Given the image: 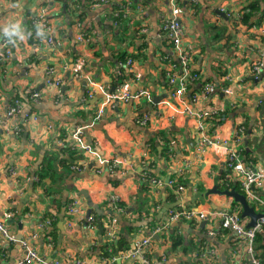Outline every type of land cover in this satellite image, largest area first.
Masks as SVG:
<instances>
[{"label": "crops", "instance_id": "0c3cea01", "mask_svg": "<svg viewBox=\"0 0 264 264\" xmlns=\"http://www.w3.org/2000/svg\"><path fill=\"white\" fill-rule=\"evenodd\" d=\"M69 1L0 0V38L7 37L11 51L8 60L0 61V120H5L11 100L23 106L18 116L0 123V218L9 234L22 239L34 236L31 244L45 264L54 260L73 264L79 259L90 264L108 259H113L109 264L245 260V244L221 229L219 216L163 228L168 214L163 210L166 204H176L170 210L217 214L240 207L232 198L212 192L234 188L243 194L238 183L230 181L227 187L223 181L228 149L211 146L197 157L201 136L195 114H206L202 120L206 132L212 131L226 147H233L234 128L247 126L242 149L250 150L251 158L246 162L260 163L264 157V67L258 81L250 79V71L253 63L264 65V0H106L99 4L78 0L83 16L73 8L69 13L65 6ZM251 4L259 12L243 21ZM115 5L123 10L116 24L111 18ZM39 12L45 13L51 29L50 47L43 44L45 34L31 25ZM164 19L180 22L182 47L197 76L182 99L173 96L175 88L162 73L163 58H175L160 28ZM82 29L87 31L88 43L76 40ZM133 53L142 57L132 59L131 71L121 69L122 78L116 75L118 56ZM80 59V73L74 76L72 70ZM49 66L61 75L59 89L46 84ZM124 79L131 94L145 91L151 100L142 96L107 106L95 120L97 108ZM207 83L215 90L204 97L201 89ZM223 87L231 90L230 96L222 93ZM33 92L42 97L37 105L30 100ZM219 110L223 114L215 115ZM145 113L150 115L149 122L135 124ZM212 117L215 121H206ZM77 127H85L91 153L77 151L72 160L63 149L73 144L70 137ZM109 162L124 174H107ZM73 166L82 171L72 170ZM144 174L161 179L164 185H146ZM166 180L182 185L183 191L175 194ZM112 198L120 203L115 217L118 232L126 225L135 229L125 232L128 250L103 258L99 227L102 224L105 229L109 220L103 218L100 223L96 218L98 231L96 226L85 228L82 220L88 212L109 215L115 209ZM260 198L264 202V188ZM74 200L78 210L71 216L66 206ZM253 207L263 212L259 205ZM241 219L247 226L250 219ZM156 228L163 229L156 232ZM146 238L148 245L131 257L135 243ZM113 239L116 242L118 235ZM258 239L255 246L264 260V232ZM24 256L17 242H7L0 235V264H17Z\"/></svg>", "mask_w": 264, "mask_h": 264}, {"label": "built area", "instance_id": "2783aa9c", "mask_svg": "<svg viewBox=\"0 0 264 264\" xmlns=\"http://www.w3.org/2000/svg\"><path fill=\"white\" fill-rule=\"evenodd\" d=\"M231 2H235L236 0H230ZM106 0H96L95 4L105 3ZM194 2V0H192ZM125 8H127L125 6ZM123 10L120 12L114 13V17L122 16ZM237 16V15H236ZM116 24V23H114ZM31 25L35 26L38 30L42 31L45 34L43 39V44L50 47L53 44V39L51 36V29L48 24V20L45 16L44 12H39L36 17L32 18ZM79 28V25H77ZM162 32L168 37L169 43L172 48V52L175 55V58L178 60V65H169L165 69V78L168 84L171 87H174L173 96L182 99L185 96L188 84L197 79V76L192 74L190 69V56L188 52L184 50L182 47V30L180 22L177 20H167L164 19L161 23ZM80 43H88L87 35L83 32V29L78 34L77 39ZM10 44L7 37L0 38V48L2 51L0 52V61H6L9 59L11 55V51L8 47ZM167 57V56H165ZM164 57V58H165ZM163 58V60H164ZM132 59H127L124 63L119 62V66L116 70V75L123 77L121 69L126 67L129 71L132 68ZM83 64V60H79V62L75 65L72 72L74 76H78L80 73L81 66ZM263 67L262 63L256 62L251 66V76L254 81H258L263 75ZM61 75L57 72L54 66H49L46 69V84L49 87L59 89L61 85ZM137 80V78H136ZM92 85V84H91ZM215 88L212 83H207L203 86L201 92L204 97H208L210 94L214 92ZM222 93L224 95H231V90L228 87L222 88ZM144 96L147 101H150L151 98L145 91H139L135 94H131L128 89V84L125 79L121 82L117 83L116 88L112 94H110L104 103H102L94 113V119L98 120L104 113L107 106L112 107L116 103H127L130 100L138 99ZM41 95L38 92H33L30 95V100L34 104H39L41 102ZM232 104V103H231ZM22 104L19 101H14L12 105L6 108L5 112V120L0 123L5 124V121H8L16 116H18L22 111ZM191 113L189 110H187ZM219 112H223V110H219ZM211 113V112H210ZM208 113V114H210ZM24 115V114H23ZM206 114L204 112L196 113L195 116L197 118V129L199 135L201 136L198 141V146L195 150L197 157H200L204 152L205 148L211 146H221L227 150V159L225 164V179L226 186L228 187V183L230 181L238 183L237 185L242 189L243 195L245 196L247 202L252 206H260L264 214V202L260 198V192L264 188V157L261 158L260 163L254 164L253 162H246L244 158L241 156L242 152V141L245 137V129L243 126H238L234 128L232 133L231 144L233 147H226L225 142H219L214 133L212 131L206 132V125L203 123V117ZM150 120V115L145 113L143 116L136 119L135 124L144 126ZM84 128L77 127L72 131L71 141L73 143V147L76 148L78 152H87L91 153V147L85 142ZM72 170L81 172L82 168L78 166H73ZM107 174H120L123 175L124 171L122 169H117V166L114 163L109 162V166L106 169ZM143 181L146 185L152 186L153 188H160L164 185L163 181L159 178L152 177L148 174L143 175ZM165 185L173 189L175 194L183 191V186L177 184L174 180H167ZM111 203L113 204L116 211L119 210V200L118 198H112ZM78 210V202L77 200L72 201L67 204L66 212L73 216L77 214ZM12 216L11 214H9ZM219 216L221 229L226 230L231 233L232 238L239 242H243L245 244V260H238L235 264H263L261 262L260 254L255 246V238L257 234L264 232V216L261 217L255 227L247 228L245 223L242 222L240 217L239 207L236 206L230 212H220V213H200L194 212L192 210L178 209V210H168L166 222L163 224V228H166L169 224L177 223L181 221H192L194 219L197 220H208L213 216ZM83 225L87 229L94 230L95 218L92 215L86 216V219L82 220ZM49 221H47V224ZM163 228H156V232H160ZM118 233L117 222L116 219H112L108 236L113 239L115 235ZM0 235L7 242H16V239L11 236L7 230V227L2 218H0ZM34 237L23 238L19 242L21 248L25 251V256L21 259L17 264H45V260L43 256H41L37 250L31 244L30 239ZM149 239H142L135 243L133 250L130 252V256L134 257L136 254L140 252L142 248L148 245ZM113 259L105 260L102 264H109ZM46 264H64L61 261L54 260ZM73 264H90L83 259L76 260Z\"/></svg>", "mask_w": 264, "mask_h": 264}, {"label": "trees", "instance_id": "16d2710c", "mask_svg": "<svg viewBox=\"0 0 264 264\" xmlns=\"http://www.w3.org/2000/svg\"><path fill=\"white\" fill-rule=\"evenodd\" d=\"M78 0H70L69 2H68V4H66L65 3V6H66V9H69V11L71 10L72 11V8H73V11L74 12H76L77 14H79V15H81V16H83L84 14H83V12L80 10V6L78 5ZM79 6V7H78ZM121 10V7L120 6H117V5H115L114 7H113V9H112V19L115 21V23L120 19L119 17H114V13H117L118 11H120ZM247 10V12H244L243 13V16H242V19H243V21H246L247 19H249L251 16H253V15H255L257 12H259V9H258V7H257V5L256 4H251L250 6H248V8L246 9ZM71 11L69 12V13H71ZM110 32H111V27H109V29H108ZM83 32L85 33V35H87V31L86 30H84L83 29ZM87 38H89V37H87ZM170 44V43H169ZM170 46V45H169ZM140 53V52H139ZM142 57V54H124V55H119L118 56V59H119V61L121 62V63H124L127 59H133V60H138L139 58H141ZM143 57H144V55H143ZM179 63H178V60L176 59V58H174L173 56H167V57H165L164 58V60L162 61V66H163V69L164 68H166L167 66H169V65H178ZM252 66V65H251ZM121 72H122V70H121ZM165 72V69L163 70V72L162 73H164ZM123 73V72H122ZM192 74H194V73H192ZM194 75H196V74H194ZM124 76V75H123ZM250 79H252L253 80V78H252V76H250ZM202 88H203V86H202ZM202 90V89H201ZM13 100H15V99H13ZM13 100H11L10 102H9V106L10 105H12L13 104ZM224 112V111H223ZM220 115V114H223L222 112H219V113H216L215 115ZM213 116V115H212ZM221 116H223V115H221ZM221 116H215V118H220ZM206 121H208V122H213V121H215V119H214V117H212L211 119H209V118H206ZM215 124V123H214ZM241 126H243L244 127V129H245V131H244V133H245V135H247V126H245V125H243V124H240ZM240 125H238V126H240ZM238 126H236V127H238ZM251 134V133H250ZM63 152H64V154L65 155H67V157L68 158H70V159H72V160H74L75 159V156H76V154H77V150H76V148H74L73 147V144H71V145H68V146H66L64 149H63ZM241 156H242V158H244V161H248V160H250V158H251V154H250V152L248 153V154H246L245 153V151L242 149V152H241ZM62 165L64 166V167H67L66 166V162L65 161H63L62 162ZM47 167H50V166H47ZM48 172V170L46 169L45 171H44V173H40L39 174V178H43L44 177V175H46V173ZM223 181L225 182V184H226V179H225V177H223ZM237 188V187H236ZM120 204V203H119ZM239 210H240V207H239ZM90 215H92L94 218H95V222H96V218L99 220L98 222H100V223H102L101 222V219H103V218H107L108 220H109V222L111 223V221H112V219H114L115 217H116V209H114V210H111V213L109 214V215H105V216H98V215H96V214H90ZM116 219V218H115ZM109 222H108V224H107V226H106V228L104 229V227H102V224H100L101 225V227L100 228H102V230H101V237H102V239L103 240H101V244L99 245V250H100V252H101V256L103 257V258H107V257H109V256H112V255H114L115 253H117V252H119V251H124V250H128L129 249V243H128V241H127V237H126V235H125V232H127V234H131L133 231H134V227L132 226V225H126V226H122V227H120V229H122V230H120V232H118L117 233V235H118V240L115 242V240L114 239H110L109 238V236H108V232H109ZM98 223L96 222V223H94V229H95V226H96V230L98 231L99 230V228H98ZM118 228V227H117ZM258 237H259V239H260V234H257V236H256V238H255V242H256V239H258ZM259 239H258V241H259ZM260 254V253H259ZM260 258H261V254H260ZM263 258H261V262L264 264V260H262Z\"/></svg>", "mask_w": 264, "mask_h": 264}, {"label": "water", "instance_id": "95a60500", "mask_svg": "<svg viewBox=\"0 0 264 264\" xmlns=\"http://www.w3.org/2000/svg\"><path fill=\"white\" fill-rule=\"evenodd\" d=\"M111 91H114V89H112ZM155 103V100L153 101ZM250 152V150L246 149L245 150V153L248 154ZM167 182V180H166ZM212 192H215L217 194H220V195H225L227 197H230L233 199V201L235 203H237L240 208H241V218H249V222L247 224V228H253L256 226L257 224V221L264 216V214L260 213V212H256L254 207L249 204L245 198V196L243 194H240L238 192L235 191L234 188L230 189V190H227V189H224V190H217L216 188H214L212 190ZM67 194V193H66ZM66 200V195L63 197V202ZM176 204H170V205H165V210H170L171 208L175 207ZM90 215V212L87 213L86 216ZM100 228V227H99ZM16 242L19 244L18 241H20L22 238L21 236H17L16 238Z\"/></svg>", "mask_w": 264, "mask_h": 264}]
</instances>
